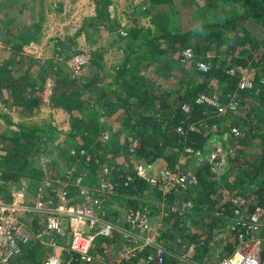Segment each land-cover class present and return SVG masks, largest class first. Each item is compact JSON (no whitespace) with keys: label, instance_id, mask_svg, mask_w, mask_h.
I'll return each mask as SVG.
<instances>
[{"label":"trees","instance_id":"trees-1","mask_svg":"<svg viewBox=\"0 0 264 264\" xmlns=\"http://www.w3.org/2000/svg\"><path fill=\"white\" fill-rule=\"evenodd\" d=\"M94 1L96 16L89 26L103 27L104 34L106 30L125 28L112 16L108 8L110 0ZM161 1L168 4V10L174 7L172 0ZM208 1L207 16L189 31L174 26L175 29L168 32L152 33L139 24L125 28L128 39L125 57L116 76L104 88L99 77L82 85L83 70L67 74L63 63L57 70H49L42 65L44 59L26 54L22 49L24 40L15 41L10 49L4 50L8 56L0 59V97L6 107L18 115L36 112L45 83L50 77L54 79L52 105L75 118L76 125L67 132V138L81 145L76 149L77 156L83 149L91 155L90 169L95 176L101 174V163L108 161L105 154L116 145L114 140L124 136L120 144L125 158L137 161L143 173L139 174L138 168L128 170L111 165V175L117 178L118 193L127 195L129 205L135 208L148 192L162 195L147 182L146 176L163 166L174 167L190 156L188 148L204 150L221 124L229 130L239 127V135L234 136L232 132L230 135L228 169L217 174L208 162L200 163L195 169L197 183L184 194V200L191 202V225L182 226L179 212L166 214L170 223L160 231L161 244L166 249L164 264H179L173 248L177 237L189 239L187 249L190 244L206 251L210 249L206 235L213 228L220 229L233 221L234 210L241 203L237 196L248 193L255 204L250 210L256 205L264 206V83L260 77L264 74V0ZM155 18L158 20V15ZM59 44L63 47L64 43ZM187 47H193L196 60L209 62L207 72L200 71L196 61H181V51ZM209 51L212 57H208ZM98 63L91 53L86 66ZM249 67L258 69L257 73L254 71V85L240 90V73ZM83 89L100 94V108H91ZM214 92L220 94L219 100L223 103L227 96L238 93L243 108L219 115L216 107L201 100L202 95ZM0 118L11 125L8 114L0 113ZM16 126L18 130L0 131V163L8 166L0 175V198L6 201L12 198V188L20 185L24 178L42 180V169L32 165L39 156L44 136L51 130L24 123H16ZM192 127L198 128L193 130ZM124 130L127 134L121 132ZM11 133L14 135L10 136ZM106 133L110 135L107 140ZM94 138V148H99L97 153L91 148ZM128 175H132L133 182L125 185ZM168 196L171 202L176 195ZM227 236L223 241L227 243L225 256L235 247L232 235ZM108 244L109 239L98 237L93 253L99 254ZM25 247L19 264H25L26 258L33 257L35 252V247ZM122 263L134 264L132 261ZM71 264L81 263L72 260Z\"/></svg>","mask_w":264,"mask_h":264},{"label":"rangeland","instance_id":"rangeland-1","mask_svg":"<svg viewBox=\"0 0 264 264\" xmlns=\"http://www.w3.org/2000/svg\"><path fill=\"white\" fill-rule=\"evenodd\" d=\"M84 1L85 0H33L32 2L31 0H27V3L22 7L24 12L20 17L21 22H23L21 23V25H26L27 27L28 24L26 22L29 20L30 11H33L34 9L33 11L34 13L39 12V16H36L37 18L36 20L38 21L40 20L39 22H41L42 27H41V35L39 36L40 41L37 42L38 43L37 45L44 48L43 51L44 55L50 56V54L52 55L54 52H59V54L62 56L61 51H63L64 48L62 50L61 48H59L57 43V41L59 40L63 39V41H65V44L68 43V46H71L70 48L69 47L66 48V52L64 55L65 59H67L66 61L68 62L69 64L68 66L70 68H71L70 60L75 54L80 52L78 51L72 53V48H74V46H78L80 49L83 47L85 42L84 35L82 33L77 34V31L79 33V31H81V29L83 28L85 30L89 29L88 19L86 21H84L83 19L84 15L87 14L86 8L89 7L87 4H84ZM110 1H111L110 5H113V7L115 8L114 11H111V9H109L112 16H115L125 28L129 26H134L135 24H139L140 26H143L146 29V31H150L152 33H164L175 29L174 26L178 27L177 18L181 22L180 27L182 26V23H184L185 26H187L188 24H192L194 18L192 8L190 10L187 9L185 14L181 15L180 17H177L175 13H168L170 11L167 9L168 4L164 3L161 0H110ZM200 1L202 2L197 4L196 7L201 6L203 9V13L205 14L206 17L207 16L206 13L208 11V4L210 1L208 0H200ZM171 3H173L174 8H176L178 3L177 0H172ZM179 3L183 4L182 2ZM184 3H188V2H186L185 0ZM82 5H84V7L81 8ZM151 7L152 10H150ZM8 12L9 14H11L10 10H8ZM158 12H160V14H155ZM155 15H158V20L157 18H155ZM1 18L2 19H0V26L2 25L3 22L7 21L8 19L10 20L8 16L5 17L2 16ZM91 27H92L91 31L86 30L85 32V34H87L88 37L86 39H88V42H90L91 49L88 50L89 48H85V51H90L91 53L93 52L95 54L96 50L100 51V49L101 50L104 49L102 47L96 48L97 43L110 45V46L114 44L115 47L119 46L118 49L114 48L112 50L111 49L107 50L108 52L105 54V57L108 56L117 59L119 58L118 57L119 54L121 59L122 55L125 56L126 44H128L126 38L127 31L125 28H123L122 32H118L120 35L117 33H113V34L105 33L106 36L100 38L99 37L100 33H102V31L105 29H103V27L97 29L93 25ZM123 32H126V35ZM212 54L213 53L209 51L208 57H212ZM116 62L119 63V60ZM117 64H113L116 65L115 66L116 69L119 68ZM88 66H85L83 68V72H84L83 74L87 73ZM249 68L253 71H256V73L258 72V69L256 68H252V67ZM90 70L91 68H89V71ZM71 71L72 73H74L72 68ZM260 77H264V74L260 75ZM49 92L50 91L48 92L45 91V94L46 93L49 94ZM232 97L236 102L240 104V107L243 108V103H241L242 99L240 95L238 93H235L233 94ZM95 100L96 97L91 99L92 102H90L89 100L92 109L93 108L97 109V103L95 102ZM240 107H238V109H241ZM46 108L47 110H49L48 112H51L53 110H55V112L59 111L58 108L52 105V102L46 103ZM8 110L10 109L6 107V105L4 104L1 98L0 112L8 113L9 112ZM49 114L50 117L53 116L54 111L53 113H49ZM16 117L21 118L20 120L21 122H25V119L27 122H29V124H33L36 122L34 116L30 119L24 118V116H19V115ZM0 121L3 122V125L2 123H0L1 124L0 131L7 133L10 129L18 130L16 125L14 124L8 125V123H6V121L3 118H0ZM60 121H63L65 123V125L62 124L63 127L62 126L56 127L55 125L52 126L51 125L52 122L50 124L47 123V126H45L51 130H49L48 132L49 134H46L44 136L42 147L38 153L39 156L34 160L35 161L34 165H32L42 169L44 174V176H42V180L38 182L35 181L33 178L26 177L22 180L20 185H15L12 188V194H11L12 196L18 190L24 189L26 195V201L30 205H33L35 203L38 192L44 194L45 196H48L50 194L51 187L54 189H59L63 185L67 184V187L71 190L70 187L74 186L73 178L77 176L84 177L83 184L85 185L86 188L88 187L95 188L99 186V181L101 180V177L95 176L94 171L90 169L91 155L89 154L90 156L88 157L87 156L80 157L82 152L81 150L80 155L77 156L78 154L76 153V149L79 148L81 145H79V143L77 144V142H73L72 139L67 138V132L71 131L69 127L72 128L74 127V124L76 125V122L74 123L75 118H72L71 115L69 116L67 113L64 112L62 118H60ZM5 124L6 126H8L7 129L5 128L6 126H4ZM222 126L224 127V124H221L219 127L220 129H217L212 136V138H215L214 141L215 143L213 144L209 142L206 143L205 148L203 150L204 156L208 155L212 150L218 147H220L223 150L224 154L225 152H227L223 161V166L221 169L219 168L217 169L216 171L217 174H222L226 169H228L229 160L227 155L230 152V148H231L229 140L232 130L222 128ZM51 127H53L55 130L57 129V131H55ZM234 127L237 128V130H240L238 126H234ZM121 132L123 134H127L126 130ZM239 133L235 135H239ZM13 135L14 134L11 133L10 136ZM126 139L130 140L129 137H127ZM123 140H124V136L116 139L115 141L116 145L112 148V150H109L107 154H105V156H108V161L105 164L112 166L116 165L117 168L122 166V167H126V169L128 170L129 169L135 170L139 167V164L137 163V161L134 162L133 160H129L128 158H125V155L123 154L124 148H122V145L120 144ZM94 146H95V138L93 139L91 148H93V151L97 153L99 148L97 147L94 148ZM100 155L104 156L102 152L100 153ZM204 161L208 162L206 158L204 159ZM182 163L185 169L190 171H194L196 167L199 165L197 160L193 159L190 156L184 158L182 160ZM5 166L6 165L4 163H0V175L3 174V172L6 170L5 169L3 171ZM6 167L8 168V166ZM48 189L49 192L48 194H46ZM71 192L74 197H81V193L79 192V189L73 191L71 190ZM103 197H106L105 203L107 206L105 209L104 217L108 222H111L115 226V231L112 238H106L109 239L108 247L102 248V251L99 254L94 253L95 261L91 264H120L122 262H120V254H119L120 247H118V243H120L121 245L122 242H125L124 239L128 238L127 232H130V230L126 218L128 211L135 207L129 205L128 203L129 197L127 195H122L118 193V190L112 194H108V195L104 194ZM168 197L169 196L164 197L163 194L160 196L153 192H148L147 196L142 198L141 203L139 204L143 206L146 205L148 206V209L150 211L149 217H151L153 229L156 230L159 233V235L161 233L160 232L161 229L164 228L165 226H168L170 223V221L167 220V215H166L168 214V211L180 213V223L184 228H188V226L191 225L193 219L192 210L190 209L191 207H184L185 204H189L188 203L189 200H183L181 198V195H176L173 197V200L170 202ZM236 198H239L241 203L243 202L247 209L255 205L248 198V193L247 194L245 193L243 196H237ZM34 217H36L37 219L36 222L32 224L31 221L34 219ZM24 219L27 222V224H31L34 227L38 225L37 221L39 218L35 213L32 212L25 213ZM203 221H205V219H203ZM231 223L222 226L220 229L213 228L210 234L206 235V238L208 239L207 244L211 247L207 251L200 247L196 248L195 244H190L189 248L187 249V246L190 241L189 239H186L184 236L174 238L173 248L176 250L175 253L178 256L179 264H215L216 262H220L224 257H226L224 248L226 247L227 243L224 244L223 241L227 237H229L227 236L228 233H230L233 237V234L230 232V230H228ZM261 237L263 239V244H264V230L261 233ZM232 243L236 247L237 242L234 239V237ZM199 244H202V241ZM93 251L96 252L95 249H93ZM50 255H47L45 259ZM68 255L71 254L68 253ZM62 260L64 261V264H66L68 258L66 260L62 258Z\"/></svg>","mask_w":264,"mask_h":264},{"label":"built area","instance_id":"built-area-1","mask_svg":"<svg viewBox=\"0 0 264 264\" xmlns=\"http://www.w3.org/2000/svg\"><path fill=\"white\" fill-rule=\"evenodd\" d=\"M126 34V32H123ZM91 58L90 51H80L70 60L74 74L80 73L88 64ZM181 61L186 63L196 61L197 67L202 72L210 69L207 61L196 60L193 47H187L181 51ZM234 72L233 70L231 71ZM264 83V77H261ZM255 72L245 68L240 73L238 81L240 90H247L253 87ZM220 94H204L201 100L216 107L219 115L232 112L240 107V104L232 96H227L226 103L220 102ZM232 97V98H231ZM241 108V107H240ZM188 111V107L184 106ZM193 130L198 127H192ZM182 129H179L181 132ZM232 133H239L237 128ZM109 139V133L105 134ZM215 138L208 142L215 143ZM216 145V144H215ZM190 156L200 164L206 160L212 166L213 171L221 169L224 158L227 154L218 147L204 156L203 150L187 149ZM82 156H90L85 150ZM139 174L142 175L139 165ZM112 174V166L102 164L101 180L99 186L86 188L83 184L84 177L73 178V185L79 189L81 197H74L67 184L59 189L50 188V194L45 196L38 192L36 201L30 205L26 201L25 190H18L9 201L0 199V264H17L16 257L23 254L25 246L32 242L46 244L49 247L60 248L63 252L71 254L66 264L77 260L81 264H91L95 261L93 251L94 243L98 237L112 238L115 226L108 222L105 217L106 197L104 194H112L118 189V182ZM147 182L166 197L171 193L184 194L197 183L196 171L186 170L180 162L174 167L163 166L156 173L146 176ZM133 182L132 175H128L124 184ZM184 207H191V202ZM244 205V206H243ZM251 208V207H250ZM240 203L234 210V217L229 226L237 245L232 253L224 257L218 264H264V244L261 233L264 230V206L256 205L252 210ZM27 212L35 213L38 216V223L42 227L33 229L24 219ZM148 206L130 209L127 214V224L130 232H127L125 242L118 243L120 262L132 261L134 264H164L166 249L162 246L159 233L153 229L151 217H149ZM113 248V247H112ZM111 248V249H112ZM149 249L150 252H145ZM76 255V256H75ZM43 264H64L59 255L48 256Z\"/></svg>","mask_w":264,"mask_h":264},{"label":"crops","instance_id":"crops-1","mask_svg":"<svg viewBox=\"0 0 264 264\" xmlns=\"http://www.w3.org/2000/svg\"><path fill=\"white\" fill-rule=\"evenodd\" d=\"M0 19H2L1 17H5L8 16L10 18V20L8 19L7 21L3 22L2 25L0 26V59H2L4 56L5 58L8 56L7 53L4 50H8L10 49V47L12 46L13 43L19 42L20 40H24V43H22V49L26 52L27 55H33L34 57L37 58H42L44 59L43 64L44 66H48L49 70H52L51 68H54V70H57L58 65L60 64H64L65 65V69L66 72L68 74H71V68L68 66V62L66 61L67 59L62 58V56L59 54V52H54L52 55L50 54V56H46L44 55L43 51L44 48H42L41 46L37 45L39 40V36L41 35V27L42 24L41 22H39L38 20H36V16H39V12H33L30 11L29 13V20L26 22L28 24V27L26 25H21V20L20 17L23 14V9L22 7L27 3V0H0ZM33 2V0H31ZM185 0H177V6L176 8H172V10H170L168 13H175L177 15V17H180L181 15L185 14L187 9H191L193 11V22L192 24H188L187 26L184 25V23H182V26L180 27V20H178L177 18V23H178V28H180L183 31H189L194 29L197 25H199L200 23H202L203 19L205 18V14L203 13V9L202 7H196L197 4L201 3L202 1L200 0H192V3H190V0H188V3H184ZM187 1V0H186ZM182 2L183 4L179 3ZM84 4H87L89 7H87V14L84 15V21H86L88 19V26L90 25L92 19L96 16V3L94 2V0H85ZM84 7V5L81 6V8ZM109 9H111V11H114L115 8L113 7V5H110ZM152 9V8H151ZM8 10L11 11V14H9ZM175 11V12H173ZM206 13V12H205ZM7 14V15H6ZM155 14H160V12L155 13ZM207 14V13H206ZM122 24V23H121ZM123 26V25H122ZM89 29H86L87 31H91L92 27L89 26ZM95 28H101V27H95ZM27 29V30H26ZM94 29V28H93ZM86 30L83 28L81 29V31H77V34H83L84 38H85V42L82 48L79 49L78 46H74V48H72V53L73 52H78V51H83L85 50V48H89L88 50L91 49V45L90 42H88V38L87 34H85ZM122 29L119 30H115V31H110V30H106V34H113V33H117L118 32H122ZM28 31V32H26ZM26 32V33H25ZM30 34V36H29ZM102 33H100L99 37L102 38L103 36L105 37L106 35ZM122 34V33H121ZM120 35V34H119ZM126 35V34H125ZM24 38V39H22ZM62 39V38H61ZM99 39V38H98ZM57 41V40H56ZM59 42H63V47H64V52H63V56L66 52V48L67 47H71L68 46V43L65 44V41L59 40L57 41L59 48L62 47V45L59 44ZM128 42V39H127ZM130 43V42H129ZM28 46V47H27ZM62 47V48H63ZM97 47H102L104 49H100L95 51V54L92 52L93 57L96 59V61H98L99 63L96 65H89L87 67V73L83 74L81 76V82L82 85L83 84H87L89 83V81H94L95 77H99V80L102 82V87H106L108 83L111 82L112 78H114L116 76L117 70L116 69V65L113 64H117L119 60V63L117 64V66H120L123 58L125 56H121L120 59V55L118 54L117 59H114L113 57H105V54L108 52L107 50L109 49H118L119 46L115 47V45L113 44L112 46L110 45H105V44H99L97 43L96 48ZM111 47V48H109ZM127 47V44H126ZM74 49V50H73ZM126 50V49H125ZM102 51V53H101ZM9 52V51H8ZM104 52V53H103ZM6 53V55H5ZM58 53V55H57ZM68 54V53H66ZM70 54V52H69ZM57 55V56H56ZM69 56V55H68ZM98 57V58H96ZM96 67V68H95ZM89 68H91V70L89 71ZM54 84L55 81L52 77L48 78L47 82L45 83V91H50L49 94H45V91L43 93V97L40 101V106L37 109L36 112L32 113V114H28L25 115L24 118L30 119L34 116V118L36 119V122L33 124H29V122L26 121L25 122H21V118H17L16 116H18V114H16L15 112L8 110V114L10 119L12 120L11 124L16 125V123H24V124H28L31 126H47V123H51L52 122V126H62L65 125V123L63 121H60V118H62L63 113H67L69 116L70 114L66 111H64L61 108H58L59 111L55 112L53 116L50 117L49 113H53V111L48 112L49 110H47L46 108V103H50L51 101V94L54 88ZM101 90V88H99ZM83 93L86 94V98H88V100L91 101V99H93L94 97H96L95 102L97 103V109L100 108V94L94 95L92 94V91H90L89 89H83ZM1 99V97H0ZM100 100V102H99ZM2 113V112H0ZM4 113V112H3ZM22 116V115H19ZM58 118V119H57ZM59 120V122H58ZM0 123L3 122L0 121ZM63 124V125H62ZM6 126V124L4 125ZM50 126V125H49ZM69 129H71V127H69ZM116 141V140H114ZM182 162V161H181ZM48 191L46 192V194H48ZM36 217H34V219L31 221L32 224H34L36 222ZM37 226L34 227L33 225H31V227L35 230L40 229L42 227V225L40 226L38 221H37ZM29 246H33L32 248H34L35 252L33 254V257H27L25 264H41L43 263V260L45 259V257L47 255L50 254H56L61 256L64 260H66L70 255H68V253L63 252L60 248H53V247H49L46 244H41L39 242H32ZM26 247H24L23 252H25ZM232 253V252H231ZM25 254V253H23ZM23 254L20 257H16L15 258V262L17 264H19V260H21ZM219 262H216L215 264H218Z\"/></svg>","mask_w":264,"mask_h":264}]
</instances>
